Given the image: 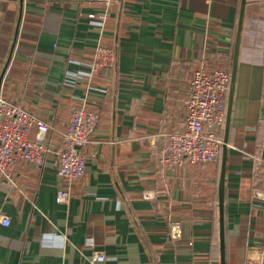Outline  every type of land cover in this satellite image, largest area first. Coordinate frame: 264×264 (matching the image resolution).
<instances>
[{
    "label": "crops",
    "instance_id": "0c3cea01",
    "mask_svg": "<svg viewBox=\"0 0 264 264\" xmlns=\"http://www.w3.org/2000/svg\"><path fill=\"white\" fill-rule=\"evenodd\" d=\"M102 11L85 0H0V96L50 126L51 151L40 165L19 163L14 185L0 178L9 218L0 264H220L222 147L212 162H159L184 129L188 81L201 66L234 68L220 128L224 246L225 264H243L264 246V0H120L100 25ZM99 42L113 47L114 64L87 81ZM83 99L98 124L62 205L55 151ZM94 249L106 260L92 263Z\"/></svg>",
    "mask_w": 264,
    "mask_h": 264
},
{
    "label": "built area",
    "instance_id": "2783aa9c",
    "mask_svg": "<svg viewBox=\"0 0 264 264\" xmlns=\"http://www.w3.org/2000/svg\"><path fill=\"white\" fill-rule=\"evenodd\" d=\"M85 2L103 9L97 20L102 25L109 11L117 7L120 0ZM88 17L93 21L97 19L94 13L88 14ZM114 60L113 47L99 42L86 62L87 69L78 76L85 77L87 81L93 76L105 77L112 69ZM229 81V73L219 67L206 70L201 66L194 71L188 81L184 102V129L169 135L168 143L159 158L161 165L177 168L185 162L193 164L218 159L223 143L220 128L225 121ZM87 87L94 89L90 84ZM97 124V112L89 109L84 99L71 105L66 129L61 135L60 146L55 151L58 179L55 200L58 204H68L72 184L84 173L87 155L83 148L89 142ZM49 131L50 126L44 120L14 100L0 96V178L14 185L13 172L19 163L42 164L47 153L51 152L47 141ZM262 159L264 162V152ZM253 195L255 198L261 196L257 192ZM0 222L7 225L9 218L1 216ZM175 228H178V224H175ZM173 236H178L177 230L173 232ZM83 244L93 247V237H85ZM104 260L106 255L103 251H92V263ZM243 264H264V246L251 247Z\"/></svg>",
    "mask_w": 264,
    "mask_h": 264
},
{
    "label": "water",
    "instance_id": "95a60500",
    "mask_svg": "<svg viewBox=\"0 0 264 264\" xmlns=\"http://www.w3.org/2000/svg\"><path fill=\"white\" fill-rule=\"evenodd\" d=\"M243 1L244 0H242V3ZM240 15H241V12H240ZM233 78H234V68L232 69L231 75H230V82H229L230 90H231V84L233 83ZM230 92H229V97H228V105L226 107L225 131L227 130L228 118H229ZM225 143H226V135H224L223 143H222L221 172H220V181H219V189H218V235H219L220 264H225L224 218H223V166H224Z\"/></svg>",
    "mask_w": 264,
    "mask_h": 264
}]
</instances>
